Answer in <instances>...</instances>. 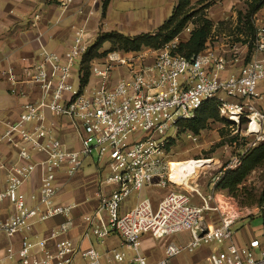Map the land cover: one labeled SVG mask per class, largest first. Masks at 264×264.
Wrapping results in <instances>:
<instances>
[{
  "label": "built area",
  "instance_id": "2783aa9c",
  "mask_svg": "<svg viewBox=\"0 0 264 264\" xmlns=\"http://www.w3.org/2000/svg\"><path fill=\"white\" fill-rule=\"evenodd\" d=\"M69 2L60 6L65 9ZM190 30L187 26L179 35ZM179 35L157 50L108 53L92 61L90 77L99 79L101 85L90 90L88 83L82 88L79 84V62L91 46L83 27L74 31L63 56L40 46L38 60L19 72L0 63V83L21 101L20 116L0 123V236L9 241L20 238L17 249L12 244L2 249L0 264H73L76 257L87 264H171L182 254L208 246L215 248L207 264H264L260 241L238 247L232 230L248 215H264V205L241 208L231 197H219L214 191L220 176L240 162L225 167L205 195L194 191L199 201L195 204L183 192L184 183L171 181L173 163L164 154L169 139H163L168 131H177L180 122L192 119L204 102L213 101L218 117L242 140H250L246 150L263 146V43L255 39L252 57L229 74L238 60L236 54L228 63L206 48L187 59L177 53ZM75 66L76 84L72 79ZM117 69L122 72L112 82L110 75ZM33 89L38 91L34 100ZM46 113L69 120L78 135L79 150L65 148ZM9 151L14 153L11 163L5 159ZM92 154L105 173L96 193L97 206L85 218L83 237L104 246L107 238L116 236L130 257L116 248L100 254L92 246L81 250L71 241L56 240L68 230L73 208L56 202L57 177L61 171L67 178L73 176ZM39 167L43 176L38 188L25 194L22 188ZM143 188L165 194L156 202L137 200L122 212L123 202ZM56 216L64 220L58 230L50 232L49 239L55 241L48 248V240L36 228ZM182 234L187 241L168 242L162 257L154 262L140 251L143 236L161 241Z\"/></svg>",
  "mask_w": 264,
  "mask_h": 264
},
{
  "label": "crops",
  "instance_id": "0c3cea01",
  "mask_svg": "<svg viewBox=\"0 0 264 264\" xmlns=\"http://www.w3.org/2000/svg\"><path fill=\"white\" fill-rule=\"evenodd\" d=\"M63 1L66 0H0V63L3 68L12 66L18 71L22 66L35 63L38 60L40 46L60 56L65 55L71 45L74 31L78 27L84 28L92 42L99 33L101 24L102 33L117 32L127 37H134L156 31L165 21L164 18H161L160 8L166 0H155L159 6L154 10L143 9L146 0H109L103 15L102 5L105 0H70L65 9L60 6ZM167 2L173 4L174 0H167ZM117 3H126V7L116 11ZM113 13H116V16L112 24L111 15ZM35 15L38 16L37 20L34 19ZM208 16L210 17L209 11ZM214 28L215 24H213L211 34L215 33ZM215 34L225 41H231V38L235 36V33H231V31L221 32L219 29H216ZM187 37L188 35L184 36L181 41L186 40ZM114 81H116V76L112 79V82ZM30 96L33 100L36 99L38 91L33 89ZM20 105L21 101L10 96L6 86L0 83V123L17 119L21 114ZM46 119L53 124L54 135L60 139L65 148L69 150L80 149L78 135L73 131L68 119L58 118L49 113H46ZM5 159L10 163L13 162V151L7 152ZM104 173L105 171L97 164L93 154L83 159L81 170L73 176L67 178L64 176L63 171L59 173L57 177L59 190L55 200L60 205H72L73 208L70 213L71 221L68 230L58 236L56 240L71 241L74 246L81 250L92 246L100 251V246L95 245L92 238L86 239L83 235L86 228L85 218L97 206L96 193L99 190V181ZM42 176V169L39 167L31 180L24 185L22 191L28 194L36 190ZM2 179L3 177L0 176L1 182ZM129 209H122L121 211L125 212ZM258 217L264 218V215ZM63 220L61 216L52 217L36 228L39 236L48 240V248H51L55 241L49 239L50 232L58 230ZM240 232L244 240L242 242L234 234L233 242L236 246H245L252 240H258L264 249V237L261 241L253 235L249 228H245L243 225L240 227ZM262 233L264 235V232ZM19 239V237H15L9 241L0 236V255L3 254L2 249L9 244L17 249ZM147 240L151 239L146 236L141 237L140 251L148 257L146 254L148 249L143 244ZM107 243L112 246L116 243L118 247H121V242L116 236L107 238L104 246ZM112 248L116 247L106 249ZM200 257L207 264L206 258L208 255H201ZM171 264H176L174 259Z\"/></svg>",
  "mask_w": 264,
  "mask_h": 264
},
{
  "label": "rangeland",
  "instance_id": "374dc122",
  "mask_svg": "<svg viewBox=\"0 0 264 264\" xmlns=\"http://www.w3.org/2000/svg\"><path fill=\"white\" fill-rule=\"evenodd\" d=\"M201 0H190L192 8L197 9V2ZM203 5L206 7L204 13L207 18L215 24L214 31L219 29L221 32L231 31L235 33L231 41L223 40L222 38L216 36L215 33L211 34L209 41H207L206 48L210 51L222 56L224 60L228 63L233 62L234 56L236 54L237 62L234 63V67L230 68V73H235L240 65L246 63L252 57V48L255 39H259L264 46V0H203ZM128 4V3H127ZM176 1L173 4H168L167 0L164 5L161 6V18L167 20L171 15L172 8L175 7ZM255 4L256 11L251 18L252 25L255 29L254 38L249 36L247 33L242 34L240 28L245 32V14L247 12L248 6ZM146 6V7H145ZM157 6L155 0H146L144 8L145 10H154ZM173 6V7H172ZM117 10H121L126 7V3L116 4ZM208 11L210 12V17L208 16ZM116 13L111 15V22L114 23ZM240 20L241 23L238 21ZM192 29L191 25H188ZM102 24L99 26V34H102ZM213 29V28H212ZM157 30V29H156ZM149 32V33H154ZM188 34L184 33V36ZM180 36V41L183 40L184 36ZM216 37V38H215ZM97 36L95 37V39ZM95 39L91 42L94 43ZM258 40V41H259ZM110 46L108 44L103 45L100 53H103L104 58L109 52ZM148 50H142L139 53H143ZM264 54V53H263ZM100 63V61H99ZM97 63V64H99ZM91 68V66H90ZM76 72L77 67L75 66L74 72L72 74L73 83L76 84ZM121 69L111 73V78L118 79L120 77ZM101 85V81L97 78L90 77L87 89L98 88ZM177 133V134H176ZM163 139L168 140V149H164V154L166 161L170 163L185 162L188 160H194L200 162V167L195 171L192 178L187 181L186 187L182 188L183 192L192 197V201L195 204H199L198 198L194 191H198L200 194L205 195L209 188L212 180L215 177H219L223 172V169L227 167L230 163L240 162V165L230 171L237 170L243 160L255 149L261 146H253L249 150H246L248 145H250V140H242L239 133L234 129L228 127L219 117L217 121H209L205 130H202L199 135L192 136L189 133H178L175 130H170L163 136ZM228 171V172H230ZM225 174V173H224ZM223 176H220V179ZM219 179V180H220ZM215 191V190H214ZM264 191V160L255 165L251 171L248 172L246 177L234 187L230 193L227 194L226 191L218 190L215 193L219 197H231L239 207L247 209H256L260 204V196ZM165 194L164 190H151L143 188L139 193L131 194L122 204V209H129L133 207L137 200H142L145 198H150L153 202L160 199ZM244 220L242 223H240ZM239 221L233 227V236L237 235L243 242V237L240 232L241 225L245 228H249L253 235L258 237L261 241L264 235V218L258 217V215L246 216ZM173 241L174 243H184L187 241L186 235H175L173 237L165 238L161 241H151L147 240L145 244L148 251L146 254L150 261L158 260L162 255V246H165L168 242ZM115 245L100 246V254L104 252V249L109 247H116L120 252L124 253L126 257H130L131 252L125 247H118ZM119 244V243H118ZM215 247L208 246L197 249L192 254H182L174 261L176 264H205V260L201 258V255H209ZM103 250V251H102ZM198 255V256H197ZM147 257V256H146ZM73 264H87L85 261L76 257Z\"/></svg>",
  "mask_w": 264,
  "mask_h": 264
},
{
  "label": "trees",
  "instance_id": "16d2710c",
  "mask_svg": "<svg viewBox=\"0 0 264 264\" xmlns=\"http://www.w3.org/2000/svg\"><path fill=\"white\" fill-rule=\"evenodd\" d=\"M176 4L171 15L165 20L154 33L140 34L134 37H127L117 32L102 33L97 35L94 43L81 56L79 62V84L84 87L90 78V64L92 61L103 56L100 53L103 45L110 46L109 53L131 54L139 53L142 50L153 51L161 48L163 45L171 42L177 37L185 27L192 26L188 37L180 41L177 53L184 58L194 57L206 49V44L213 28L212 22L204 13V1L197 2V9L192 8L190 0H175ZM109 0H105L102 5V15L105 12ZM256 11L255 4L248 6L244 16V29L240 28L242 34L247 33L254 38L255 29L252 25L251 18ZM239 23L240 20L238 21ZM218 115L213 101L204 102L195 116L178 124V133H189L197 136L202 130H205L209 121H217ZM177 134V133H176ZM168 149V143L165 146ZM264 160V145L253 150L242 162L241 166L235 170L226 172L215 185V191H226L227 194L234 190L253 167ZM260 205H264V191L260 196ZM259 205V206H260Z\"/></svg>",
  "mask_w": 264,
  "mask_h": 264
},
{
  "label": "bare ground",
  "instance_id": "6f19581e",
  "mask_svg": "<svg viewBox=\"0 0 264 264\" xmlns=\"http://www.w3.org/2000/svg\"><path fill=\"white\" fill-rule=\"evenodd\" d=\"M198 167H200V162L194 160L171 164V181L176 185H181L182 183L186 185L187 181L192 178Z\"/></svg>",
  "mask_w": 264,
  "mask_h": 264
}]
</instances>
